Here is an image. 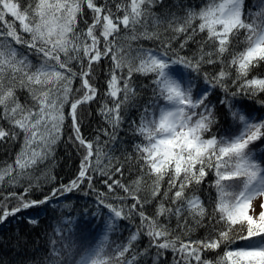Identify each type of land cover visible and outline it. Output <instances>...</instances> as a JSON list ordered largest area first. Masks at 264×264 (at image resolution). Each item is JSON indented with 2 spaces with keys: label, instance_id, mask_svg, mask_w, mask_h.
<instances>
[{
  "label": "snow or ice",
  "instance_id": "snow-or-ice-1",
  "mask_svg": "<svg viewBox=\"0 0 264 264\" xmlns=\"http://www.w3.org/2000/svg\"><path fill=\"white\" fill-rule=\"evenodd\" d=\"M157 5L0 0V147L20 145L0 223L80 191L107 209L99 240L77 238L65 204L34 264H264V0ZM61 143L79 156L66 182ZM122 221L138 223L110 241Z\"/></svg>",
  "mask_w": 264,
  "mask_h": 264
},
{
  "label": "trees",
  "instance_id": "trees-1",
  "mask_svg": "<svg viewBox=\"0 0 264 264\" xmlns=\"http://www.w3.org/2000/svg\"><path fill=\"white\" fill-rule=\"evenodd\" d=\"M180 0H163V5H157L155 11L157 13L177 11L174 7ZM184 3L200 4L201 0H183ZM258 0H246V7L248 10L256 11L253 8V3ZM200 37H197L199 39ZM145 46H152L150 42ZM190 46L194 49L195 45ZM106 69V62L102 65ZM141 83H147L146 80L140 81ZM213 103H216V97H211ZM95 107V106H93ZM256 108H260L259 104L255 105ZM257 116L264 115L262 112L254 113ZM90 127H86L85 134L92 135L95 133L98 127H104L103 118L94 114L88 121ZM123 139H128L123 132L120 133ZM19 143L8 144L4 147H0V161L7 160L12 162L16 152L19 150ZM116 155H119L117 152ZM79 166V156L74 151L71 145L61 143L57 148L56 162L54 167V174L62 181L71 179ZM47 190V189H45ZM86 191V189H85ZM65 204H70L71 215L76 220L74 228L77 238L87 236L92 239L95 236V240H99L104 233L103 223L107 220V209L97 208L95 197L91 194L84 195V191L76 192L70 196L68 200H60L52 205L41 206L37 209H29L21 214H17L16 217H10L4 223H0V258L3 259L4 264H34L33 256L37 259L41 256L44 246L48 243V239L52 234V227L57 221L63 220L64 217L69 215V210L64 208ZM87 211L88 215H84L81 218V214ZM99 211V216L93 218L91 213ZM33 217L38 219L37 224H31L28 222V218ZM138 221H122L118 227L112 233H109V240L117 243H126L127 238L132 231L135 230V224ZM175 226L173 222V227ZM99 228L100 231L94 232V229ZM91 233V235H90ZM202 233L195 234L193 238H197ZM95 240L93 242H95ZM146 238H142L137 242L140 250L147 245ZM222 255V253H221ZM172 255L166 253V262L171 264Z\"/></svg>",
  "mask_w": 264,
  "mask_h": 264
},
{
  "label": "rangeland",
  "instance_id": "rangeland-1",
  "mask_svg": "<svg viewBox=\"0 0 264 264\" xmlns=\"http://www.w3.org/2000/svg\"><path fill=\"white\" fill-rule=\"evenodd\" d=\"M104 234V233H103ZM101 238V237H100Z\"/></svg>",
  "mask_w": 264,
  "mask_h": 264
}]
</instances>
